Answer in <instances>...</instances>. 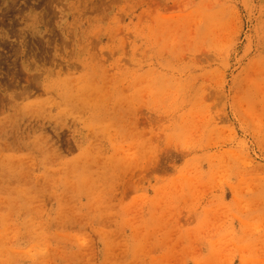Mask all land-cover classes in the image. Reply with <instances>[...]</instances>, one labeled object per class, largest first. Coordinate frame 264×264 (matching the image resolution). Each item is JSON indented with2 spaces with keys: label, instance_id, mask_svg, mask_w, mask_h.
<instances>
[{
  "label": "rangeland",
  "instance_id": "1",
  "mask_svg": "<svg viewBox=\"0 0 264 264\" xmlns=\"http://www.w3.org/2000/svg\"><path fill=\"white\" fill-rule=\"evenodd\" d=\"M0 264H264V0H0Z\"/></svg>",
  "mask_w": 264,
  "mask_h": 264
}]
</instances>
